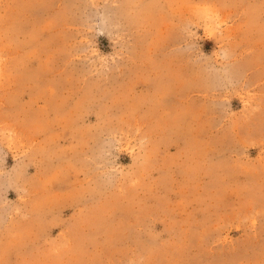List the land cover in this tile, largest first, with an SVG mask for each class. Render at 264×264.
Instances as JSON below:
<instances>
[{"label":"rangeland","instance_id":"rangeland-1","mask_svg":"<svg viewBox=\"0 0 264 264\" xmlns=\"http://www.w3.org/2000/svg\"><path fill=\"white\" fill-rule=\"evenodd\" d=\"M0 264H264V0H0Z\"/></svg>","mask_w":264,"mask_h":264}]
</instances>
